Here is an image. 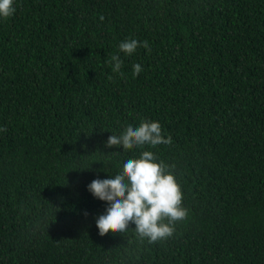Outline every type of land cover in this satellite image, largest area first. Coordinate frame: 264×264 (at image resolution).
<instances>
[{"label": "trees", "instance_id": "1", "mask_svg": "<svg viewBox=\"0 0 264 264\" xmlns=\"http://www.w3.org/2000/svg\"><path fill=\"white\" fill-rule=\"evenodd\" d=\"M15 8L0 20V264H264V0ZM131 36L151 47L119 52ZM141 119L171 142L106 144ZM142 150L171 166L187 209L151 244L132 223L100 234L107 202L87 190Z\"/></svg>", "mask_w": 264, "mask_h": 264}, {"label": "clouds", "instance_id": "2", "mask_svg": "<svg viewBox=\"0 0 264 264\" xmlns=\"http://www.w3.org/2000/svg\"><path fill=\"white\" fill-rule=\"evenodd\" d=\"M15 11V0H0V20L11 17ZM139 44L151 47L146 38L140 40L131 36L119 43V52L131 54ZM111 61L112 71L119 73L122 65L119 54L113 55ZM141 70V62L133 61V73L139 74ZM5 130L0 127V132ZM170 142L171 137L162 134L159 121L141 119L135 125L126 122L118 132H108L106 144L119 145L123 149L147 145L150 149ZM170 167L158 160L153 151L142 150L138 155L125 156L112 173L103 169L106 174L97 175L87 185L90 194L107 202L105 210L95 217L99 233L104 234L109 229L126 232L132 223L136 235L150 244L171 237L175 222L186 217L187 209L182 204L183 192Z\"/></svg>", "mask_w": 264, "mask_h": 264}]
</instances>
